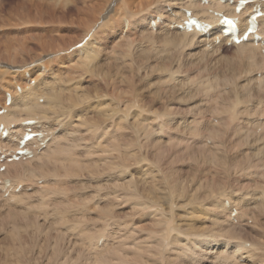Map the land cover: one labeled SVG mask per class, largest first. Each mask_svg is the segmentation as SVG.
<instances>
[{
	"label": "rangeland",
	"instance_id": "obj_1",
	"mask_svg": "<svg viewBox=\"0 0 264 264\" xmlns=\"http://www.w3.org/2000/svg\"><path fill=\"white\" fill-rule=\"evenodd\" d=\"M95 1L97 2V0ZM82 2L84 0H0V42L12 43L16 42L17 39L31 38V46L35 47L37 46V38L42 36L57 38L58 35L65 34L79 38L84 33L82 27L78 23L70 21L79 16L77 9L84 5ZM25 3H27L26 7ZM32 3L34 6H32ZM18 5H21L22 8L20 9ZM42 7H44V11L48 10L47 12L57 10L59 15L56 17L57 21L55 22L61 20L70 23L60 24L58 22L53 24L50 19L51 15L49 17L48 15L47 17L36 15ZM121 8L125 11L130 10L129 4L127 6L121 2V6L116 9L117 14L122 12ZM12 9L13 11H11ZM14 10H17L16 13H13ZM117 14L111 13L110 17L106 19V23L112 19L115 20L118 17ZM102 18L97 24L100 23L101 25ZM26 19H29L32 23H28L29 21L26 23ZM120 20L122 21V19ZM114 26L116 27V24ZM100 29L101 32H105L104 39L95 38L93 41L94 46H90L88 53L86 46L83 45L84 54L89 58H83L84 56L81 54L77 61L85 65L80 67V70L73 67L71 70H66L58 85L63 94H66L69 88L73 90V88L79 87L83 89L80 94L91 97L90 100L81 104H86L85 112L87 111V115L85 117L88 121V127L92 129L90 132L86 131L87 127L85 126L78 129L79 131L76 134L70 136V141H66L64 145L66 151L62 154L64 155L63 158L72 157L76 159L74 170H77L73 171V174L77 172L79 176L77 173L74 174L75 177H71L72 179L59 188L57 193H52L44 198L41 196L42 190L40 188L44 180L37 182L39 187L36 189L29 188L25 193L20 194L17 192L14 199L8 200L9 196L0 198V264H18V260L21 264H41L40 262L42 264H105L106 262V264H110L111 262L113 264L112 262H117V260H120L119 263L117 262L118 264H151L152 262L154 264H254L255 260L256 262L261 260V263L258 264H264L262 262L264 257L261 255L264 248V238L262 237L264 236V75L258 73V70L263 68L259 62V57L256 56L253 61V63H259L258 66L251 68L249 66L251 50L242 51L224 44L218 49L211 50L197 45L196 41L192 42L176 35V32L169 33L165 29L152 33L130 34L125 38L120 39L119 37L113 43L112 39L108 40L110 35L107 31L108 27H101ZM107 41L109 42L107 43ZM96 52L99 54L94 55ZM153 59L154 61L157 59V61L154 62ZM21 60L19 59L17 63L22 64ZM26 60L27 62L30 61L28 58ZM160 64L161 66H159ZM149 65L150 67H148ZM241 66L243 68L245 66L242 79L240 83H236L233 74ZM53 67L54 70L58 69L55 65ZM140 67L142 71H139ZM92 69L97 71L98 74L94 73ZM45 72L46 75H49L48 70ZM88 73H90V76ZM106 74L109 76L107 77ZM131 78L134 79L133 81L136 84V93L133 97L136 98L135 103L131 102L130 96L124 94L127 81ZM112 84L117 88V95L112 91V88H114ZM236 85H240V87L247 86L248 92L244 94L239 88H236ZM233 88H235V92H233ZM121 92L123 97L119 95ZM238 93H242L241 103L232 107L234 104L232 99ZM0 94H4L2 88ZM114 95L121 96L122 98H120L126 103L128 107L126 114L109 111L110 109H118V107L120 110L125 108L120 100H116L118 97H114ZM101 103L104 104V108L105 105L109 106L107 107L108 112L103 110ZM225 105L229 107V110H232L229 116H226L225 112H217ZM81 106H79V109L82 108ZM135 108L136 110H134ZM165 111L167 112L165 113ZM139 120H144L146 125H149L148 128L152 133L148 141L150 144L143 140L145 136L141 133V142L145 148H151L147 155L143 150L142 156L147 157L150 161L148 160V163L146 162L147 164L143 165L138 160V163L129 160L125 161L123 166L119 165L121 162L111 155L110 145L112 140L114 141L118 134H121L118 131L121 125L119 123L122 122L124 126V124ZM225 126H231L238 135L245 137L241 141L236 134L229 136L231 148L233 146L236 149L241 147L240 151L239 149L236 151L235 148L231 151V148L228 149V146L225 147L224 145V147L220 145V149L215 146L213 134L217 131L222 133ZM49 128L52 129V127ZM62 130L58 131L57 136L60 135ZM129 130L124 129L125 141L132 139L135 134L133 133L134 129ZM222 141L223 139L219 142ZM236 142L241 143V145L237 147ZM259 146L263 149L259 150ZM97 149H100L98 153ZM91 152L98 159H103L95 170L96 175H92V169H85V166H89L86 160ZM246 156L250 157L249 161H247L249 157L245 158ZM143 157L141 160L144 159ZM243 159L247 164L244 163L243 165ZM149 162H151V165ZM166 162L168 163L166 164ZM239 162L241 163L239 164ZM252 165L257 167L253 168ZM99 168H102V170L100 171ZM160 169L162 170L160 171ZM168 173L172 174L173 181L185 187L184 190H179V197L177 194L170 195L164 180ZM156 175L159 178L155 177ZM151 178L153 181L150 180ZM146 181L152 184V187H148ZM127 188L131 190L128 191ZM135 192L138 195L133 200L135 196L132 195ZM128 194L129 197H132L129 198ZM217 195H228V197L235 198L237 203L235 207L243 215L244 222L242 226H239L233 220L237 218L238 214L235 218L230 216L231 223L235 224L228 223L225 215L229 217V213L224 215L220 211L218 207L221 205L223 198L219 199ZM126 197L131 200L126 199ZM135 200L141 201L142 204L143 200L144 203L146 201L145 206L148 208L135 212L133 209ZM159 205L162 207L160 208ZM105 207L111 208L107 210ZM103 208L107 210L108 215H105L107 213ZM167 213L168 215H165ZM163 218L165 222L161 226L158 223L160 222L159 219L162 220ZM37 219L39 223H37ZM215 221L220 222V225H216ZM256 226L259 228L255 229ZM40 227L43 229L39 230ZM228 227H238L236 231L239 230L238 234L240 235L238 238H240L231 240L225 235L226 233L223 234ZM161 229L165 231L159 232ZM147 230L149 233H145ZM137 231H143L144 234ZM156 231L157 236L154 234ZM150 232L153 234L151 237L149 236ZM215 232H219L220 236ZM212 235L216 236L215 239L221 247L215 245V241L209 243L206 240L211 238ZM144 236L151 239H145ZM260 236L261 239H258ZM136 239L139 241L141 239L140 245L143 243L141 246L149 243L148 245L152 247L149 250H154L155 254L154 251L152 252L153 255L152 253H145V255L148 254L145 256L147 260L139 261L140 259L135 258L133 249H139L140 247L135 246L137 245L135 244ZM16 240L21 241L18 243L15 242ZM173 240L176 243H173ZM244 242L256 245L260 243L261 245L258 244L259 247L257 245L254 252L249 254L240 252L235 256V259H230L231 256H228V254L235 250L234 246L237 243ZM167 245L170 246V249ZM164 246H167V248ZM16 247L21 249V254L15 257L14 253L20 250H17ZM214 247H218V249ZM120 248L121 252L125 250L126 253H129L126 254L129 255L128 258L126 255V257L124 256L125 252L120 256L117 255ZM172 249L175 256L172 254ZM259 249H261V252ZM169 250L171 251L169 252ZM224 250L226 253H223ZM253 254L256 256L252 257ZM246 255L250 257V262L243 260L242 257ZM251 258L255 260H252V262ZM16 259L17 261H15ZM135 259L138 263L135 262Z\"/></svg>",
	"mask_w": 264,
	"mask_h": 264
},
{
	"label": "bare ground",
	"instance_id": "obj_2",
	"mask_svg": "<svg viewBox=\"0 0 264 264\" xmlns=\"http://www.w3.org/2000/svg\"><path fill=\"white\" fill-rule=\"evenodd\" d=\"M111 2H112V0H97V2L95 0H84V2H82V3H84V5L81 6L80 8L78 7V9H77L79 16L77 18H75V19L70 21L72 23H78L80 25V27H82V30H83L82 32H84V33L79 38L70 37L71 35L67 36L65 34L58 35L57 38H55V37H49L48 38V37L42 36V37L37 38V43H36L37 46H35V47L31 46V42H32L31 38H23L21 40L17 39L16 42H12V43L0 42V90L2 88V90L4 91V94H2V95L0 94V111H3V114L0 115V168H2V167L5 168L4 171H2V172L0 171V198L1 199L7 193H9V195H7V197L9 196L8 200H10V199H14V197L17 196L16 195L17 192H18V194H20V193H25L26 190H28L29 188L36 189V188L39 187L37 185L38 184L37 182L39 180H44V183H43L42 187H40L41 190H42L41 191V194H42L41 196L44 198V197L49 196L52 193H57L59 188H61L64 185H66L68 183V181L70 179H72L71 177H75L74 174H76L77 172L73 174V171L77 170V169L74 170V167H76V162H77L76 159H74L72 157L63 158L64 155H62V154L66 151L65 147H64V145L66 144V141H70V136L76 134V132L79 131L78 129H80V128L84 127V126L87 127L86 131L90 132V130L92 129L91 127H88V121H87V119L85 117L87 115V111L85 112V105L86 104L82 105L86 101L90 100L91 97L89 95H86V94L85 95L84 94H80L81 90H83V89H81L79 87L73 88V90L70 89V88L67 89L68 92L66 94H69V95L66 96V94H63L62 91L59 90L58 85L61 82L62 75H64V72L66 70H71L72 67L77 69V70H80V67L85 65L82 62L79 63V61H77V60H79L78 57H80L81 54L84 56L83 58H89V57H86V55L84 54V50L82 51L80 48H77V45L79 44V45L86 46V51L88 53V50L90 49V46H94L93 41L95 40V38H98L100 40L105 38V32H101V29H100L101 27H108L107 31H109V33H110V35L108 36V40L112 39L113 43L116 42V40L119 37H120V39L121 38H125L128 35H130V34L146 33V32L147 33H150V32L152 33V32L162 31V29H165L169 33H171V32L175 33L176 32L175 33L176 35H178V36H180L182 38H186V39H188L189 41H192V42L196 41L197 45L205 47L207 49H211V50L212 49L214 50V48L218 49L223 44L224 45H229V46L231 45V46L235 47L236 49L242 50V51L243 50H251L250 51L251 52L250 53V57H249V60H250L249 61L250 62L249 66H251V68L252 67L256 68L258 66L259 63H256V62L253 63V61L256 58V56H258L259 59H260L259 62L262 64V67H263V68H261L262 70L261 69L258 70V73H262V75H264V56H262V55H264V16H261V17L258 18L255 34H250L248 36L247 41L243 42V43H241L239 45L232 44L231 43V36H227V33H228L227 31L230 30V29H227V30L221 32L217 28V25L220 23V21L222 20L223 17H225L227 19H230V20H238V21H242V22L243 21H247V23L238 24L237 27L232 28V31L235 34H238L237 35L238 38L239 39L242 38L243 35H244V31L247 28H249L250 16L252 14H254L255 11H257V10L261 11V12H264V0H247L248 4L245 5L242 8L240 13L237 12V7H238V4H239L240 0H130V1L129 0H121V2L124 5L128 6V4H129L130 10H127V8H125L127 11L124 10L120 14L119 13L117 14V10H116L114 13L117 14L118 17L120 19H122V21L117 17L115 20L112 19L108 23H106V19L110 17L108 9H109V5H110ZM33 3H34V1H33ZM33 3H32V6H34ZM26 4L27 3H25V7H26ZM34 4H36V2ZM18 6L20 7V9L22 8L21 5H18ZM19 7H17V8H19ZM43 8L44 7H42V9L40 8L41 9L40 12L37 13L36 15L43 16V17H47V15L49 17V15H51L50 19H51V22H53V24L58 23V22L60 24L61 23H63V24L70 23L69 21L68 22H64V21H61V20H59L58 22H55V21H57L56 17L59 15L57 10L56 11L49 10V12H47L48 10L44 11ZM45 9H47V8H45ZM11 11H13V9ZM16 11L13 12V13H16ZM59 11H60V9H59ZM187 12H190V18H193V19L197 20V22L199 23V27L195 26L191 30H186V28L181 30L180 27L184 26V23L189 20V18L187 16ZM126 15L128 17L130 15L129 18H132V19H129V18L125 19ZM102 16H103V18H102ZM101 18H102L103 22H101V25H100V23L97 24V22ZM0 20H1V18H0ZM135 20H136V22H135ZM23 21H20V22H23ZM27 22L28 23H32L29 19H26V23ZM22 24H24V23H22ZM115 24H116V27L114 26ZM99 32H101V33H99ZM123 33H124L125 36L123 35ZM255 36H258L257 37L258 39H256ZM108 42L109 41H107V43ZM84 46H83V48H84ZM49 57H51V59H49ZM26 58L30 59L31 62L30 61L27 62ZM19 59L20 60L22 59L21 60L22 64H18L17 63V61ZM149 59H150V57H149ZM1 60H3V61H1ZM40 61H42L43 63H38ZM153 61H154V59H153ZM156 61H157V59H156ZM156 61H154V62H156ZM167 63H170V62H167ZM148 64H149V62L147 63V65ZM154 64L158 65L156 63H154ZM54 65L57 66V68H58L57 70H54V67H53ZM155 65H154V67H155ZM159 66H161V64ZM145 67H146V65H145ZM148 67H150V65ZM106 68H109V67H106ZM197 68H199V67H197ZM244 68H245V66H244ZM244 68H243V66H241V67H239V69L237 71L235 70L237 72V74L235 75V73H236L235 72L233 74V78H234V81L236 83H240L241 82L242 75H243V72H244ZM116 69H118V68L116 67ZM204 69H206V68L204 67ZM46 70H48V74L49 75H46V72H45ZM140 70H141V67H140L139 71ZM197 70H199V69H197ZM123 71H124V69H123ZM95 72L98 74L97 71H94V73ZM146 72H148V71H146ZM132 73L134 74V72H132ZM88 74L90 76V73H88ZM99 74H100V72H99ZM127 74H129V73H127ZM108 76L109 75H107V77ZM133 80H134L133 78L128 79L126 90H124L125 92L124 91L123 92L127 96H130V98L132 100L131 101L132 103L133 102L135 103L136 102V98L134 99L133 97H135V93H136L135 92L136 84H135V82ZM263 80H264V76H263ZM119 83H121V82H119ZM115 85H117V84H115ZM113 87H114V85H113ZM115 87L112 88L113 89L112 91L116 93V89L117 88H115ZM236 88L237 89L239 88L240 91H242L244 94H246L248 92L247 91V86H245V85H243L241 87H240V85H236ZM86 89H87V87H86ZM104 89H106V88H104ZM118 90H120V89L118 88ZM235 91H236L235 88H233V92H235ZM97 92H98V90H97ZM241 94L242 93L236 94L235 97L232 99V100H234V102H233L234 104L232 103L233 104L232 107L237 106V105H239L241 103V100H240ZM111 95H113V94H111ZM116 95H117V93H116ZM116 95H114V97ZM119 95H121L123 97V93L122 92L119 93ZM118 96H116V97H118ZM120 97H118V99H116V100H120L122 105H124L123 107H125V108L123 110L122 109L120 110V108L117 105H115V106L118 107V109H116L114 107L115 109H110L109 111L126 114V111L128 110V107L126 106V103L121 99L122 97L121 98ZM124 99H125V97H124ZM8 102H9V104H8ZM101 104H102L101 106H103V110L107 111V107H109V106L105 105L106 107L104 108V104L103 103H101ZM108 104H110V103H108ZM133 105H135V104H133ZM79 106H81L82 108L79 109ZM112 107H110V108H112ZM140 107H139V109H140ZM134 110H136V108ZM166 112L167 111H165V113ZM217 112L218 113L225 112L226 116H229L231 114L232 110L231 109L229 110V107L227 105H225L220 110H218ZM136 120H138V119H136ZM130 121H132V120H130ZM28 122H32V124H28ZM134 122L133 123L130 122V123L124 124V126H123L122 122L119 123V124L122 125V126L120 125L119 128H118V131L121 134H118V137H116V139L114 141L112 140V142L110 144L111 145V155L116 160L120 161L121 164H119V165H122V166L124 165L125 161L127 162L129 160H134V161L138 160L140 162V164H143V165H146L148 163L147 161L149 160L147 157L145 158V156L144 157L142 156L143 155L142 151L145 150V153L147 155V152H150L151 148L150 149L148 147L145 148V146L141 142V140H142L141 139V135L143 134L145 136V139H143V140L147 141V143L150 144L148 141H149L152 133H151V131L148 128L149 125L147 126L144 120L136 121L135 122V126H134ZM92 124H94V123H92ZM95 124H96V122H95ZM116 125H118V124H116ZM49 127H52V129H50ZM60 129H63V130L61 131L60 135L57 136L58 131ZM124 129H127V130L128 129H130V130L134 129L133 133H135V134L133 135L132 139L130 138L129 141H125V139H124L126 137V135L123 133ZM116 130H117V128H116ZM30 134L37 135V137L32 139V140H30V141H28V142H26L24 144V146L21 147L20 143L23 140V138L25 137V135H30ZM67 134H69V135H67ZM234 134H236V136H238L241 141L244 140L243 138H245V137H243L241 135H238L237 132L235 130H233V128L231 126H225V128H224L222 133H221V131L215 132L213 134L215 146H218V149H220L219 148L220 145H221V147H224V146L227 147L228 146V149H230L231 148V145H230L231 142H230L229 136L234 135ZM112 137L114 138V136H112ZM222 139H223V141L219 142ZM152 142H154V141H152ZM236 144H237L236 145L237 147H238V145H241V143L239 144L238 142H236ZM53 147H54V149H52ZM33 148H35V149L33 150ZM233 148H235V147L233 146ZM233 148H231V151L233 150ZM240 148H238L239 151H240ZM259 148H260L259 150L263 149L261 146H259ZM31 149H32V154H33V157L31 159H27V160H24V161L21 160V161H18V162H10L9 161L16 152H18V151H26V150H30L31 151ZM238 149H236V151ZM99 151H100V149H97V153ZM216 151L218 152L219 150H216ZM239 151H238V153H239ZM223 153H225V152H223ZM37 154H39V155H37ZM148 156H149V154H148ZM142 157L144 158V159H142L143 161L141 160ZM247 157H249V156H246L245 158H247ZM213 158L215 159V157H213ZM216 159H217V157H216ZM247 159H245V160L249 161L250 157L247 158ZM102 160L103 159H98L94 155V153L91 152L88 155V158L86 160V162H87V164L89 166H85V169L86 170L87 169H92L91 170L92 175L93 174L96 175V173H95L96 171L95 170L98 168L99 164L102 163ZM138 161H137V163H138ZM243 161H244V159H243ZM253 161H255V160H253ZM114 162H116V161H114ZM251 162H252V160H251ZM251 162H248V163L253 164ZM150 163L151 162H149V164ZM167 163L168 162H166V164ZM240 163L241 162H239V164ZM244 163L247 164V162L244 161L243 165H244ZM253 165H252V167H253ZM241 166H242V164H241ZM114 167H117V166H114ZM256 167L257 166L255 165V167H253V168H256ZM105 168H107V167H105ZM245 168H248V167H245ZM101 170H102V168L100 169V171ZM161 170L162 169H160V171ZM218 170H219V168H218ZM88 172H89V170H88ZM104 172H105V170H104ZM90 173H86V174L87 175H91ZM157 173H158V175L160 174L159 171ZM239 173H241V172H239ZM243 174H244V172H243ZM77 175H78V173H77ZM158 175H156L155 177L159 178ZM152 178H153V176H152ZM152 178L150 180L153 181ZM226 178H228V177H226ZM157 180H159V179H157ZM164 180H165L167 188H168V190L170 192V195L177 194L178 197H179L180 196L179 195V190L180 189L184 190V188H185L184 185L181 186V185L177 184L176 181H173L171 173H168ZM143 181L145 182V180H143ZM237 184H238V182H237ZM146 185H148V187H152L151 186L152 184L147 183V181H146ZM201 185H202V183H201ZM143 186L145 187V184ZM127 187H129V186H127ZM141 187H142V185H141ZM249 187H251V186H249ZM127 189H128V191L131 190V189L129 190V188H127ZM127 189H125V190H127ZM238 189H240V188H238ZM238 189H236V190H238ZM135 190L137 191V188ZM225 190H226V188H225ZM200 191H201V189H200ZM213 191H215V190H213ZM210 192H208V193H210ZM213 193L215 194V192H213ZM221 193H223V192L221 191ZM129 194L131 195L130 192H129ZM129 194H128V197H129ZM136 195H138L137 192H135V194L132 195L133 197L135 196L133 198V200L136 198ZM215 195H212V196H215ZM132 196H130V197H132ZM149 196H150V194H149ZM217 196H219V195H217ZM146 197H147V195H146ZM220 198H223V200L220 203L221 205L218 208L220 209V211L224 215L226 213H229V217L227 215H225L228 223H231V217H230L231 214H232L231 211L233 209H235L238 212V216H237L236 219H233V220H235L237 222V224H239V226H242L243 225L242 223L244 222L243 217H242L243 215H242V213L240 214L239 211L237 210V208L235 207V205H237V203L235 202V198L228 197V195L227 196L221 195V196H219V199ZM126 199H128V198L126 197ZM128 200H131V199H128ZM209 200H211V199H209ZM146 201H147V199H146ZM146 201H145V203H146ZM161 202H162V200H161ZM145 203H144V200H143V204L141 203V201L139 202V200L138 201L135 200L133 202V206L135 207V208L133 207L134 211L135 212H139V210H142V211L146 210L148 207L145 206L146 205ZM161 207L162 206H160V208ZM105 208L108 210V208H111V207H105ZM103 209H102V212H103ZM107 210H105V212ZM105 215H108V213L105 214ZM165 215H168V213L165 214ZM261 215H262V212H261ZM24 216H26V215H24ZM114 216H115V214H114ZM261 217H263V216H261ZM21 218H22V215H21ZM34 219H36V218H34ZM159 220H160V222L158 224L161 225V226L164 225V222H165L164 218L162 220L161 219H159ZM247 220H248V218H247ZM28 221H27V223H28ZM153 221H155V220L153 219ZM153 221H151V222H153ZM37 223H39L38 219H37ZM215 224L216 225H220V222L215 221ZM231 224H235V223L232 222ZM39 226H41V224H39ZM257 226H256L255 229L259 228V227L257 228ZM49 227H52V226H49ZM49 227H47V228L50 229ZM147 227H150V226H147ZM41 228L42 227H40L39 230ZM53 228H54V226H53ZM184 228H185V226H184ZM237 228L238 227H228L227 230H225L226 232H224L223 234L226 233L225 235H227V237L229 239H231V240L239 239L240 237L238 238V236L240 234H238L239 230L236 231ZM56 229L58 230V228H56ZM33 230H35V229L33 228ZM152 231H153V229H152ZM163 231H165V230L161 229L159 232H163ZM185 231H186V229H185ZM140 232H138V233H140ZM141 233L144 234L143 231ZM145 233H149L148 230ZM218 233H216V234L219 235ZM259 233H260V231H259ZM59 234H61V233H59ZM154 234L157 236L158 235L157 231ZM139 235H141V234H139ZM151 235H153V234L151 233L149 236L151 237ZM257 236H258V233H257ZM21 237H23V236H21ZM144 237H146L145 239H149L150 238V237L147 238L148 236H144ZM161 237H163V235H161ZM250 237H252V236H250ZM262 237L264 238V236H262ZM211 238H208L206 240L209 243L210 242L213 243V241H215V245H219L218 241H216L217 239H215L216 238L215 235H212ZM54 239H55V237H54ZM141 239H140V241L136 239L137 242L139 241V243H137L136 241H135L136 243L134 242L135 244H137L135 246H137V247L140 246L139 249H136V248L133 249L134 250L133 251L134 256H135V258L140 259L139 261L147 260L145 256H147L148 254L145 255V253H152L154 251V250L153 251L149 250V249L152 248L151 246L148 245L149 244L148 243L149 240L147 242L148 244H146L145 246L144 245L141 246L143 244L142 243L140 245ZM258 239H261V236ZM23 240H25V239H23ZM62 240L64 241L65 239H62ZM159 240H160V238H159ZM161 240H162V238H161ZM15 242H18V241L16 240ZM174 242L175 241L173 240V243ZM261 242H262V240H261ZM150 243H151V241H150ZM229 243H231V241H229ZM254 243H255V241H254ZM254 243L251 244V245H253V247L250 248V249L244 247L245 242L244 243H237V245L234 246L235 250L230 252L228 254V256H231L230 259H235V256L240 254V252H243L244 254H249L251 252H254L256 250L255 247L258 244H260V243H257V245H256ZM124 245H122V246L124 247ZM129 245H131V244H129ZM156 245H157V243H156ZM169 245H167V246H169ZM153 246H155V245H153ZM167 246L166 247L164 246V247L167 248ZM225 246L227 247V245H225ZM13 247H12V249H13ZM155 247H157V246H155ZM161 247H162V245H161ZM175 247H176V245H175ZM218 247L217 248L214 247V248L218 249ZM229 247H231V246H229ZM258 247H259V245H258ZM168 248L170 249V246ZM16 249L19 250L20 248L16 247ZM128 249H129V247H128ZM120 250H121V248L119 249V251L117 250L118 253L116 251L117 255L119 254L118 256H120V254L122 255V253L125 252V250L123 252H121ZM202 250H205V249H202ZM259 250L261 252V249H259ZM156 251H157V249H156ZM170 251L171 250H169V252ZM163 252H165V251H163ZM163 252H162V254H164ZM172 252H173V249H172ZM260 252H259V254L262 253L261 255H263V257H264V254H263L264 248H263V252H261V253ZM8 253H9V251H8ZM38 253H39V251H38ZM133 253H132V255H133ZM174 253L175 252H173L172 254L174 255ZM223 253H226V251L224 250ZM19 254H21V249L19 250V252H15L14 256L16 257V255H19ZM126 254H129V253L125 252L124 256ZM154 254H155V251H154ZM162 254H161V256L165 257V255H162ZM77 255H78V253H77ZM152 255H153V253H152ZM34 256H36V255H34ZM128 256H127V258H128ZM253 256H254V254L252 255V257ZM5 257H6V255H5ZM28 257H29V255H28ZM149 257H151V256L149 255ZM242 258H243V260H248L250 262V257H248V255H246L245 257H242ZM28 259L30 260L31 258H28ZM119 259H120V257H119ZM163 259H167V258H163ZM252 260H255V259L251 258V261ZM15 261H17V259ZM50 261L52 262V260H50ZM104 261H103V263H104ZM118 261H120V260H117V262ZM260 261L256 262V260H255L254 264L255 263H257V264L261 263ZM36 262H38V261H36ZM114 262H116V261H114ZM114 262H112V263L113 264H118L119 263V262L118 263L117 262L114 263ZM135 262H137L136 259H135ZM146 262H148V261H146ZM170 262H172V261H170ZM174 262H172V263H174ZM262 262H264V260ZM12 263H14V262H12ZM40 263L42 264V262H40ZM128 263H130V262H128ZM131 263H133V262H131ZM156 263H158V262L156 261ZM18 264H21V262H19V260H18ZM48 264H50V263H48ZM110 264H111V262H110ZM151 264H154V263L152 262Z\"/></svg>",
	"mask_w": 264,
	"mask_h": 264
},
{
	"label": "snow or ice",
	"instance_id": "obj_3",
	"mask_svg": "<svg viewBox=\"0 0 264 264\" xmlns=\"http://www.w3.org/2000/svg\"><path fill=\"white\" fill-rule=\"evenodd\" d=\"M245 3H247V0H240V4H241V5H243V4H245ZM120 6H121V0H112V2H111L110 5H109V9H108L109 14L114 13V12L116 11V9H117L118 7H120ZM237 10L239 11V9H237ZM121 11H124V9L121 8ZM260 16H264V12H261V11H258V10L255 11V13L252 14V15L250 16L251 27L247 28V29L244 31L245 38H247V33H248V32H255L256 27H257V20H258V18H259ZM125 19H128V16H127V15L125 16ZM242 23H247V21H243V22H242V21H238V20H230V19H227V18H223V19L220 21V23L217 25V28H218L221 32H223V31H225V30H227V29L235 28V27H237L238 24H242ZM237 39H238V38H237ZM77 48H80V49H82V51H83V45H79V44H78V45H77ZM98 54H99L98 52L94 53V55H98ZM49 59H51V57H49ZM38 63H43V62L40 61V62H38ZM33 83H34V82H33ZM29 138H31V137L29 136ZM244 247H246V248H252L253 245L248 244V243H245Z\"/></svg>",
	"mask_w": 264,
	"mask_h": 264
}]
</instances>
